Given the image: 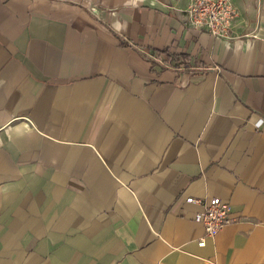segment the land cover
<instances>
[{
	"label": "crops",
	"instance_id": "crops-1",
	"mask_svg": "<svg viewBox=\"0 0 264 264\" xmlns=\"http://www.w3.org/2000/svg\"><path fill=\"white\" fill-rule=\"evenodd\" d=\"M188 1L0 0V264H264V0Z\"/></svg>",
	"mask_w": 264,
	"mask_h": 264
},
{
	"label": "built area",
	"instance_id": "built-area-1",
	"mask_svg": "<svg viewBox=\"0 0 264 264\" xmlns=\"http://www.w3.org/2000/svg\"><path fill=\"white\" fill-rule=\"evenodd\" d=\"M184 15L188 26L205 29L216 39H228L231 38L229 31L237 10L230 0H189ZM186 201L201 204L202 210L195 214L194 219L203 224L204 236H214L231 220L229 204L218 196L206 199L187 197ZM204 236L199 238L198 245L204 244Z\"/></svg>",
	"mask_w": 264,
	"mask_h": 264
},
{
	"label": "trees",
	"instance_id": "trees-1",
	"mask_svg": "<svg viewBox=\"0 0 264 264\" xmlns=\"http://www.w3.org/2000/svg\"><path fill=\"white\" fill-rule=\"evenodd\" d=\"M171 57V54H168Z\"/></svg>",
	"mask_w": 264,
	"mask_h": 264
}]
</instances>
